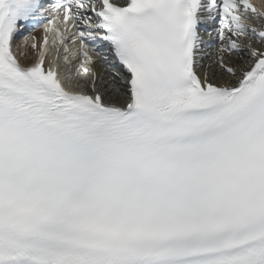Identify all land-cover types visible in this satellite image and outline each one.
Masks as SVG:
<instances>
[{"label": "snow or ice", "instance_id": "6c2138e0", "mask_svg": "<svg viewBox=\"0 0 264 264\" xmlns=\"http://www.w3.org/2000/svg\"><path fill=\"white\" fill-rule=\"evenodd\" d=\"M0 264H264V0H0Z\"/></svg>", "mask_w": 264, "mask_h": 264}]
</instances>
